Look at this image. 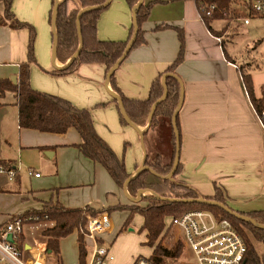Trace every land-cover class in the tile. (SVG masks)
Wrapping results in <instances>:
<instances>
[{
	"label": "crops",
	"instance_id": "obj_1",
	"mask_svg": "<svg viewBox=\"0 0 264 264\" xmlns=\"http://www.w3.org/2000/svg\"><path fill=\"white\" fill-rule=\"evenodd\" d=\"M54 1L13 0L12 6L14 17L19 22L38 30L40 28L44 37L51 34L52 49L50 14ZM59 1L72 5L71 9L79 6L76 0ZM151 2L157 3L142 26L146 43L133 49L116 71L118 88L129 99L146 100L153 82L177 60L182 32L185 59L177 74L184 86V103L178 116L183 169L178 180L203 197L212 198L219 189L227 205L237 212L263 211L264 125L242 80L239 72L241 64L234 59L226 44L224 49L217 41L218 37L205 25L194 0H144V5ZM4 12V3L0 2V15L3 16ZM252 19L249 25H245L247 33L256 31ZM241 24H233L234 31L230 32L229 28L227 34L233 35ZM226 25L230 27L229 21L217 20L211 23V28L213 32H219ZM132 27L133 9L126 0H113L100 16L97 37L101 41H127ZM29 40L30 31L27 28L0 27V81L13 83L14 76L17 81L20 66L28 61ZM247 62L252 64L250 73L255 94L259 97L260 87L264 84V69L255 66V60ZM55 65L64 66L58 59H36L30 67L31 87L68 100L79 108H88L97 133L109 143L104 130L99 129L103 128V119L96 110V104L112 101L110 111H115L113 103L116 102L106 90L105 66L100 63L83 64L71 74L55 75L51 73ZM35 76L43 78L47 85H39ZM121 119L124 122L122 116ZM117 121L116 118L110 122L107 129L119 136ZM126 125L138 134L142 146L141 134ZM136 127L145 137L148 158L161 156L165 164L170 163L173 155L172 121L161 120L160 126L153 131H148L149 123L145 127ZM81 141L74 129L65 134L20 129L16 94L8 91L0 97V161L12 164L16 173L14 181H0V227L16 216L42 209L51 201H59L66 208L89 206L108 215L109 209L120 205L142 204V200L135 201L136 197L130 194L131 197H128L124 188H119L100 164L81 153L77 148ZM30 158L35 160L37 171L29 170L28 180L17 174V165ZM138 166L129 173L131 176L136 174ZM83 180L86 185H80ZM147 195L151 193L146 191L144 196ZM125 215L128 218L130 213L125 211ZM141 220L140 229L142 217ZM113 226L112 222L110 232ZM73 234L77 237L75 259L80 264L78 232ZM25 238L28 242L29 237ZM64 240L60 243V264H73L69 256L64 258L62 255ZM87 244L88 248L92 246L90 241ZM119 253L117 260L122 259ZM55 258L49 250L47 263L56 264ZM136 259L131 257L120 264H133Z\"/></svg>",
	"mask_w": 264,
	"mask_h": 264
},
{
	"label": "trees",
	"instance_id": "obj_2",
	"mask_svg": "<svg viewBox=\"0 0 264 264\" xmlns=\"http://www.w3.org/2000/svg\"><path fill=\"white\" fill-rule=\"evenodd\" d=\"M76 1L79 3V6L74 9H70L68 3L66 2L61 4L56 15V32L59 39L57 59L62 64H66L79 48L76 21L81 9L104 4L107 0ZM126 1L128 2L130 8L133 9L139 0ZM194 1L199 7V10L202 2L218 6V10L214 13L212 18L206 16L201 10L200 13L205 25L210 31H212L213 35L221 38L220 43L225 49L226 41L231 36L230 33L227 34L228 29L224 28L219 32H213L211 23L217 20L229 21V18L223 17V12H227L231 15L234 8L237 7L239 0ZM0 2L4 3L5 6L4 15H0V27L9 25L13 29L27 28L30 31L28 61L20 66L16 84H13L11 81H0V97H3L8 91L16 94L19 128L53 134H65L70 129L76 130L82 139L81 144L77 146L81 153L94 163L100 164L108 172L114 183L119 188H123L126 182L131 178V175L127 172L124 162L118 158L115 152L98 135L90 110L79 108L68 100L38 92L31 87L30 67L31 64L36 62L34 57L36 33L34 32L33 27L19 22L14 17L12 12L13 0H0ZM155 3L157 2H151L143 5L137 13L139 33L133 49H136L146 43L142 26L147 21L151 8ZM54 6L55 1L52 3L51 15L53 13ZM106 9L91 11L82 15L80 24L82 28L84 46L78 60L66 71L54 70L52 74L68 75L71 74L79 65L100 63L105 66L107 76L109 70L124 53L125 48L133 35V27L127 41L99 40L97 37L98 21L102 12ZM250 15H252V13ZM8 22L10 24H8ZM224 37L227 39H224ZM180 41L181 50L177 60L153 82L149 97L146 100L129 99L118 88L115 74L111 77L110 85L113 91L122 98L126 113L130 120L137 126L145 127L151 118L148 131L157 129L163 119L171 122L173 114L178 107L181 85L177 69L185 59V42L182 32H180ZM251 68V63L244 64L239 66V72L242 76V80L246 90L248 91L256 114L259 118H263L264 84L260 87L259 97L256 96L255 86L250 73ZM167 74H171L166 79L168 96L165 100L160 102L153 111L155 104L164 95L165 89L162 79ZM177 125L179 132L181 133L179 117L177 118ZM172 143L173 155L170 163H163L161 156L152 160L147 158L146 166L149 167V170H145L136 176L127 185V191L132 197H137L140 190L151 191L155 195L144 196L142 198V204L120 205L109 209L107 212L109 213L114 210H121L130 213L122 231L129 227L130 220L134 215L142 217L143 225L140 231L146 232L148 240L147 244L153 249L151 259L154 264H179V259L183 254V246L178 243L171 248H165L158 243V240L165 231L166 221L168 219L171 217H179L191 210H208L218 217L228 219L242 235L246 243L247 255L244 264H264V250L261 254H259L249 236L250 234L256 241L262 243L264 246V229L240 221L219 207L185 202L184 200L197 199L200 195L198 192L182 184L178 180V177L181 175L183 169L181 162L179 163L176 174L173 177L174 180L166 178L172 170L175 158L174 133H172ZM1 166L7 170L13 169L12 164L8 162L0 161V167ZM205 198L207 200H214L227 205V201L219 189H217L214 197ZM171 199L181 201L173 202ZM103 213V211H96L89 206L86 208H66L59 201H51L44 204L43 208L40 210H31L21 216L14 217V219L20 218L28 221L36 218L38 220L47 218L49 221L55 223L53 228L44 231L43 236L47 239L49 249L56 257V264L61 263V241L77 231L79 261L80 264H87L86 258L88 256V244L85 240V234L88 231V217H97ZM242 214L252 218L259 225L264 226V210ZM25 242L26 238L24 236L19 240V242H17L18 248L21 250L25 249Z\"/></svg>",
	"mask_w": 264,
	"mask_h": 264
},
{
	"label": "built area",
	"instance_id": "obj_3",
	"mask_svg": "<svg viewBox=\"0 0 264 264\" xmlns=\"http://www.w3.org/2000/svg\"><path fill=\"white\" fill-rule=\"evenodd\" d=\"M242 9L246 12L244 16L240 14ZM200 10L212 18L218 6L202 2ZM223 17L229 18L230 24L249 25L254 17L264 18V0H239L233 13L229 15L223 12ZM217 41L220 43L221 38H217ZM262 116L259 120L264 125V114ZM0 174H8L10 180L16 175L15 171L2 166ZM29 174L32 175L33 172L30 171ZM31 220L12 218L0 227V264H48L46 254L50 249L43 233L55 224L47 218ZM168 220L171 221L170 228L177 231V240L181 241L186 254L188 253L187 258H190L185 264H244L247 255L246 243L228 219L218 217L208 210H191ZM109 226L110 218L106 213L88 217L85 240L90 241L93 247L89 264H110L114 261L110 250L102 247L101 237L108 231ZM9 235L13 238L12 242L8 241ZM24 236H28L29 241L25 242V249L21 250L17 242ZM133 264L154 263L151 256H141Z\"/></svg>",
	"mask_w": 264,
	"mask_h": 264
},
{
	"label": "rangeland",
	"instance_id": "obj_4",
	"mask_svg": "<svg viewBox=\"0 0 264 264\" xmlns=\"http://www.w3.org/2000/svg\"><path fill=\"white\" fill-rule=\"evenodd\" d=\"M52 2V0H51ZM69 8H72V5H69ZM12 12L13 8H12ZM245 10H241V16L245 15ZM51 15V14H50ZM253 26L255 25L256 31L247 33V27L243 25V23L236 27V31L233 35H231L227 41H226V47L229 49V52L231 51V55L234 57V59L239 62V64H249L250 59L255 60L254 65L257 67H260V69H264V18H253L252 19ZM230 27L226 25L225 29L231 28L230 32L234 31L232 29L233 24H230ZM40 30V28H39ZM34 27V32L37 34L35 37V43H34V57L35 59L41 61L46 60L48 58L49 61L52 59V36L49 34L48 36L44 37L42 32L39 31ZM251 63V62H250ZM78 67V66H77ZM76 67V68H77ZM52 73V72H51ZM73 73V72H72ZM37 78L38 84L41 86L47 85L45 83L46 81L43 78ZM0 80H1V72H0ZM38 91V90H37ZM41 93H44L43 91H38ZM48 95H54L50 93H45ZM112 102V101H111ZM111 102L106 103H99L96 104V110L100 112L102 116V122L101 126L103 128L104 133L106 137H108V142L104 138H102L99 134V136L108 144V146L115 152V154L118 156L120 160H122L125 164L126 170L128 173H131L135 168L136 165L139 164L138 168L141 166V163L143 162V151L142 146L139 143V136L138 134L132 130L130 127H128L121 119L119 108L114 104L115 111H110L109 104ZM84 109H88L86 107H83ZM10 110V109H9ZM118 119L117 124H119L120 131L117 132L120 135H113L112 133L108 132L109 130L107 127H109V123ZM94 121V119H93ZM108 124V125H107ZM96 129V128H95ZM14 135V134H13ZM147 150V148H146ZM152 160V159H151ZM163 160V159H162ZM163 163H166L163 161ZM36 162L32 158L24 162V164H18L17 167L19 168V172H17L18 175L23 177L24 179L29 180L28 172L29 170H33L34 172L37 171V165H35ZM138 170V169H137ZM15 177L10 180V177L8 174H0V181L7 180L8 182L14 181ZM27 180V181H28ZM81 182L80 185H86L87 182ZM29 184V181H28ZM30 189V188H29ZM149 196V195H147ZM110 215V226L108 231L101 237L103 240L102 247L105 249H109L111 254L114 256V261H112L110 264H120L124 262L126 259L135 257L139 258L141 256L149 257L153 254V249L147 244V236L146 232H141L139 229L142 224L141 217L139 215H134L131 220L129 227L122 231V226L125 221H127V216L125 215V211L121 210H114L109 212ZM112 222L114 224L112 231ZM167 226L165 228L164 233L159 238L158 243H160L165 248H171L175 246L176 244L181 243V241L177 240V231L174 229H171L170 226V220H167ZM130 229H133V231H130ZM250 238L252 239V242L259 254H261L264 250V246L262 243L256 241L250 234ZM76 235L71 234L65 240L62 242V255L64 258L66 256H69V260L73 262V264L76 263ZM183 246V245H182ZM91 247V248H90ZM88 250V256L86 258V263L89 264L90 262V256L93 251V247L90 246ZM118 252L122 256V259L117 260ZM188 253L186 254V250L183 247V254L181 258L179 259V264H185L188 263L190 258H187Z\"/></svg>",
	"mask_w": 264,
	"mask_h": 264
},
{
	"label": "water",
	"instance_id": "obj_5",
	"mask_svg": "<svg viewBox=\"0 0 264 264\" xmlns=\"http://www.w3.org/2000/svg\"><path fill=\"white\" fill-rule=\"evenodd\" d=\"M113 0H107L104 4L101 5H97V6H92V7H87V8H83L81 9V11L79 12L78 16H77V21H76V25H77V32H78V37H79V48L76 51V53L71 57V59L64 64V66H56L55 65V70L58 71H66L67 69H69L79 58L82 50H83V46H84V39H83V34H82V28H81V24H80V19L82 17V15L91 12V11H97V10H103L106 9L110 6V4L112 3ZM63 4L61 1L56 0L55 1V6L53 7V13H52V31H53V49H52V58L53 60L57 59V51H58V43H59V39L57 36V32H56V15L57 12L59 10V6ZM144 5V0H139L137 5L133 8V35L130 39V41L128 42L124 53L122 54V56L119 58V60L115 63V65L109 70L107 76H106V90L108 92V94L113 98V100L117 103L120 114L124 120V122L126 124H128L129 126H131L132 128H134L135 130H137L142 137V143H143V152H144V160L141 164V166L138 168V170L136 171V174L134 176H131V178L126 182L124 188V192L126 193V195L128 197H131L127 191V185L128 183L134 179L136 176H138L139 174H141L142 172H144L145 170H149V167L146 166V160L148 158V154H147V150H146V145H145V137L144 135L137 129V125H135L129 118V116L126 113L125 110V106H124V102L122 100V98L113 91V89L111 88L110 85V80L111 77L116 73V71L119 69V67L123 64V62L127 59L128 55L130 54V52L132 51L136 41H137V37H138V33H139V26H138V21H137V13L139 11V9ZM171 74H167L163 77L162 79V83L164 86V95L162 96V98L155 104L153 111L155 110V107L162 102L163 100H165L168 96V88L166 85V79L168 76H170ZM12 81L14 84H16V77H12ZM179 82L181 85V93H180V100H179V104L177 109L175 110L173 117H172V128L174 131V136H175V158H174V163H173V167L171 172L169 173L168 176H166L167 179L169 180H174L173 177L176 174V171L178 169L179 163H180V159H181V155H180V151H181V141H180V132L178 129V125H177V118L179 116L180 110L183 106L184 103V86L182 81L179 78ZM151 120V118H150ZM149 120V123H150ZM147 190H140L137 194V197L134 198L135 201L140 202L142 200V198L144 197V193ZM151 193V195H155L153 192L149 191ZM171 201H177L180 202L181 200H175V199H171ZM185 202H189V203H199V204H207V205H211V206H215V207H219L221 209H223L224 211H226L228 214H230L231 216L235 217L236 219L243 221L245 223L251 224L255 227H259L264 229V226L259 225L255 220H253L252 218L237 212L235 210H233L232 208H230L228 205L214 201V200H207L205 197L203 196H199V198L197 199H190V200H184ZM8 241L12 242L13 238L11 235L8 236Z\"/></svg>",
	"mask_w": 264,
	"mask_h": 264
}]
</instances>
